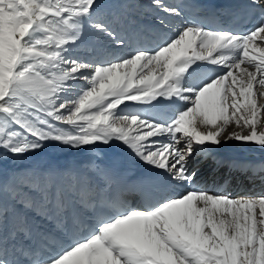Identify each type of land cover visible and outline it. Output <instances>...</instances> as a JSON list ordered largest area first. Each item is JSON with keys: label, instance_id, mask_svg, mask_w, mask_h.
Segmentation results:
<instances>
[{"label": "snow or ice", "instance_id": "obj_1", "mask_svg": "<svg viewBox=\"0 0 264 264\" xmlns=\"http://www.w3.org/2000/svg\"><path fill=\"white\" fill-rule=\"evenodd\" d=\"M248 7L258 21L244 33L186 22L154 47L97 63L76 54L86 30L128 46L100 0H0V160L46 141L119 144L182 189L138 203L129 196L140 186H121L94 165L101 183L77 180L71 213L62 192L49 198L47 187V207L24 202L49 225L41 230L26 213L10 219L0 187V264H264V195L209 193L195 187L190 168L222 141L264 147V0ZM205 64L216 66L213 75ZM164 104L176 106L174 115L149 111Z\"/></svg>", "mask_w": 264, "mask_h": 264}, {"label": "bare ground", "instance_id": "obj_2", "mask_svg": "<svg viewBox=\"0 0 264 264\" xmlns=\"http://www.w3.org/2000/svg\"><path fill=\"white\" fill-rule=\"evenodd\" d=\"M163 2L172 7L171 0ZM100 4L105 18L113 22L114 30L127 41L128 46L118 47L111 40H98L95 34L86 30L83 43L76 54L97 63L115 60L135 48L143 47L140 45L143 40L148 41L147 47H154L183 25L180 17L166 16L152 5L151 0H100ZM161 18L168 25L167 28L161 27ZM133 37L137 38V43L130 46ZM214 67L216 68L214 65H202V69L209 75L212 73L210 69ZM128 106L130 110L142 107L135 102H128ZM159 108L167 109L165 119L174 115L173 105L168 104L158 105L149 111L159 119ZM94 165L112 173L121 186L138 185L144 188L146 185H153L157 178L150 172L154 169L135 159L122 145L98 144L95 148L85 146L73 149L55 141H46L41 149L22 158L8 155L0 160V187L3 188L4 203L9 209L10 219L16 213H26L30 220L42 226L41 230H47L49 225L34 211L25 209L24 202L34 201L39 210L40 207L48 206L43 191L45 187L49 198L56 191L63 194L65 189L68 198L64 194L63 197L71 213L77 208V193L73 187L77 180L81 184L101 183L100 174L93 170ZM190 168L197 174L195 185L209 193L231 197L264 195V183L253 181L256 177L249 175L254 170L264 175V147L254 143L222 141L219 145L211 146L210 151L193 157ZM62 175H65V180ZM162 190L172 195L180 189L168 185Z\"/></svg>", "mask_w": 264, "mask_h": 264}]
</instances>
